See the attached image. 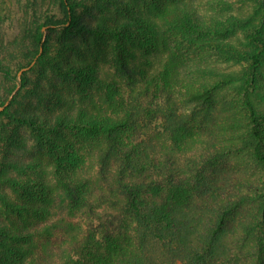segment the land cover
<instances>
[{"label": "trees", "instance_id": "trees-1", "mask_svg": "<svg viewBox=\"0 0 264 264\" xmlns=\"http://www.w3.org/2000/svg\"><path fill=\"white\" fill-rule=\"evenodd\" d=\"M61 1L67 21L55 24L63 26L70 39L63 43L61 55L52 59L53 72L78 84L82 93L103 91L102 105L38 115L11 113L13 102H0V114L33 129L39 146L54 162L58 195L68 202L72 214L86 209L98 215L96 207H85L95 183L86 171L84 149L95 148L102 181L111 194L126 196L127 203L122 218L115 217L111 224L102 220L101 230L110 231L105 244L92 234L75 236L55 263L33 259L30 264H76L81 256L87 264H222L231 242L241 236L254 241L252 264H264V176L247 183L256 189L250 195L232 184L236 173L231 165L234 156H242L264 168V110L251 99L264 66V25L236 16L207 18L186 0H143L149 17L126 0H97L96 9L86 10L98 19L94 21L78 14L72 0ZM113 13H123V20L111 19ZM101 18L111 25L99 23ZM178 36L190 44L218 49L240 69L216 81L200 82L194 66L184 58L181 39L171 41ZM38 41L43 51L40 48L28 64L36 59L33 69L49 56L42 34ZM102 41L115 50L114 63L131 89L128 98L100 72L95 53L102 49ZM83 45L93 64L83 59ZM161 47L169 55L162 59L156 83L136 63V53H155ZM147 62L152 66L153 61ZM19 82L26 84L25 78ZM223 83L245 97L236 108L228 104L218 111L213 90ZM151 86L156 89L152 96ZM53 94L59 102L65 101V95ZM158 118L163 119L157 125L160 130L149 136L145 128ZM178 153L191 154L180 174ZM39 165L21 158L2 162L0 180L28 203L16 202L0 188V218L4 217L0 264H24L37 248L35 239L51 237L60 227L41 223L56 210L51 183L8 175L33 172ZM164 176L169 178L167 185L157 179Z\"/></svg>", "mask_w": 264, "mask_h": 264}, {"label": "rangeland", "instance_id": "rangeland-1", "mask_svg": "<svg viewBox=\"0 0 264 264\" xmlns=\"http://www.w3.org/2000/svg\"><path fill=\"white\" fill-rule=\"evenodd\" d=\"M76 3L77 12L89 20H98L86 11L87 9H96L97 0H72ZM129 3L142 10L143 14L149 17V8L146 7L143 0H126ZM190 1L200 14L209 18L217 16L220 18H230L236 16L255 25H264V0H186ZM151 1L148 0V3ZM111 19L123 20V13L112 14ZM94 20V21H95ZM109 19H99V23L111 25ZM67 21V13L61 0H0V102H13L11 113L14 111L30 112L38 115H53L59 109H69L79 111L82 109L92 110L95 106L102 105L101 90L95 92H80L78 84L59 77L53 72L52 59L61 55L63 43L68 39V35L63 32V26H57L56 22ZM46 24V26H43ZM48 29L44 32L43 28ZM42 34V43L49 46V56L36 69L25 71L20 77L21 81L25 78V85L19 82V72L23 66L33 60L42 46L38 39ZM46 39L43 42V37ZM172 37V42L181 39L179 44L184 52V58L194 66L196 79L203 81H216L225 74L240 69L239 65H234L228 61L218 49L200 45L190 44L183 40V36ZM110 41V40H109ZM81 42V41H80ZM102 49L95 53L99 57L100 72L108 77L109 82H115L120 89V95L128 98L131 89L126 79L118 72L114 63L115 50L112 45L107 46L103 42ZM85 49L84 60L94 63L91 52ZM180 53V52H179ZM163 47L158 52H138L136 53V63L147 69L153 76V82H158L157 70L162 59L168 57ZM153 61L152 66L147 61ZM198 67V71L196 69ZM216 73V74H215ZM260 84L257 90L251 95L252 101L259 109L264 110V66L261 67L259 75ZM154 86L150 87V96L155 93ZM58 92L65 95V101L59 102L53 94ZM245 96L240 94L237 89L223 83L217 89L213 90V104L218 111H222L228 104L236 108V105L243 100ZM100 102V103H99ZM202 106H200L201 108ZM163 119L158 118L150 121L149 126L145 128L149 136L156 135L159 132L157 125L162 124ZM171 141L169 140L168 143ZM80 145V144H79ZM78 145V146H79ZM87 146V145H86ZM89 147V146H88ZM92 147V146H91ZM167 150V149H166ZM165 150V151H166ZM169 151V150H168ZM87 155L86 171L92 176L95 183V189L90 199V203L85 207H96L97 216L90 215L88 210H82L72 214L67 208V201H63L58 195V181L55 175L54 162L52 158L41 149L33 129L27 125L14 120L8 115L0 114V168L2 162L12 158H21L25 161L40 162L33 172L18 173L11 171L10 176L21 178H43L51 183L52 189V207H56L54 215L44 220L43 224H59L54 235L51 237H41L35 239L36 250L29 255L24 264H30L34 259L41 263H55L64 252L72 246L74 237L83 238V236L94 235L98 242L105 244L106 237L110 231H102L100 224L105 221L111 224L115 217L123 215L124 207L127 203V197L121 194L113 195L102 181L100 166L96 163L97 151L84 149ZM191 154H177V166L179 174L185 169L186 161ZM231 165L234 166L235 176L233 183L236 188L253 195L255 187H247L249 181H259L264 176V168L254 165L247 158L234 156L231 159ZM118 169L114 167V170ZM140 176V175H138ZM1 177V176H0ZM141 177V176H140ZM182 177V176H181ZM137 179V178H136ZM165 185L168 183V176L161 178ZM1 190L8 191L12 198L20 203H28L22 195L11 191L6 183L0 180ZM230 192L234 191L231 187ZM1 206V203H0ZM3 217V216H2ZM13 218L16 215L12 214ZM1 220L4 219L0 218ZM253 240H246L243 236L235 238L231 242L232 249L224 259L222 264H252L253 258ZM76 264H87L85 256H81ZM90 264V263H89ZM92 264V263H91Z\"/></svg>", "mask_w": 264, "mask_h": 264}, {"label": "water", "instance_id": "water-1", "mask_svg": "<svg viewBox=\"0 0 264 264\" xmlns=\"http://www.w3.org/2000/svg\"><path fill=\"white\" fill-rule=\"evenodd\" d=\"M48 29V26L47 27H44L43 28V31L45 32L46 30ZM45 39H46V34L44 35V37H43V42L45 41ZM43 51V48H41V52ZM35 63H36V59L33 61V63L30 65V66H28V67H25V68H22L21 70H20V72H19V79H21V75L25 72V71H27V70H29V69H31L34 65H35ZM9 103V102H8ZM7 103V104H8Z\"/></svg>", "mask_w": 264, "mask_h": 264}]
</instances>
